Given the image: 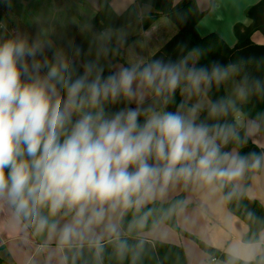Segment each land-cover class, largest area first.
Segmentation results:
<instances>
[{
    "label": "clouds",
    "instance_id": "obj_1",
    "mask_svg": "<svg viewBox=\"0 0 264 264\" xmlns=\"http://www.w3.org/2000/svg\"><path fill=\"white\" fill-rule=\"evenodd\" d=\"M113 35L91 38L95 58L78 69L74 41L0 20V208L39 239L45 264H138L145 230L187 201L159 217L149 205L177 188L231 201L264 174V109L244 110L264 100V77L200 48L106 65L119 51ZM230 82L231 94L213 98Z\"/></svg>",
    "mask_w": 264,
    "mask_h": 264
},
{
    "label": "crops",
    "instance_id": "obj_2",
    "mask_svg": "<svg viewBox=\"0 0 264 264\" xmlns=\"http://www.w3.org/2000/svg\"><path fill=\"white\" fill-rule=\"evenodd\" d=\"M106 0H13V7L9 9V13L16 18H23L17 15L16 11L29 9L31 17L34 19L44 18L45 20H53L54 13H58L59 5L61 9L62 24L64 27L66 20L70 17V12L65 10V7L70 5H84V11L80 16L91 17L92 14L98 10L101 3ZM177 2L179 0H173ZM200 11H204L203 16L195 25L196 31L200 36H206L209 33L218 34L223 41L229 46L234 47L237 39L233 33V26L236 23L248 25L249 18L245 16V10L260 0H195ZM109 4L116 13H121L130 4H134V0H109ZM29 6H33L30 8ZM55 6V7H53ZM137 15L154 12L155 10L147 4H134ZM55 9L51 15L50 12ZM49 13V16H48ZM10 14V15H11ZM84 14V15H83ZM60 15V14H58ZM79 18V16H78ZM3 21H5L3 19ZM52 21V22H53ZM8 24V23H7ZM9 27V26H8ZM32 30V26H29ZM10 28V27H9ZM12 29V28H10ZM61 25L53 28L50 27L47 34L50 38L55 40L58 44L67 47L64 43L63 36H67L68 31L64 28L62 32ZM69 29V28H68ZM59 32L62 37L55 39L54 36ZM110 29H106L108 31ZM33 31V30H32ZM121 31V32H114ZM34 32V31H33ZM62 32V33H61ZM177 29L166 17H158L154 23L147 29H142L140 20H135L119 29H113V40L111 43L117 44L116 36L126 35L127 39L131 41L127 45H120L121 56L127 64L128 58L125 56V48L132 44L138 43L135 54L131 56L133 62L147 61L157 50H159L175 33ZM36 33V32H35ZM41 35L39 33H36ZM66 38V37H65ZM125 39V40H127ZM124 40V41H125ZM251 40L258 44L264 45V36L260 32H254ZM84 43L75 45L82 50V55L77 59V68L79 69L87 60L86 58L92 56L95 58V49L93 54H88L89 47ZM51 55V53H49ZM106 61V59H101ZM109 62V60H108ZM119 62L113 63L117 65ZM225 94H231L233 84L230 82L223 85ZM245 195L249 199L257 200L264 208V174H257L250 179L249 185L243 188ZM184 191L177 188L169 194V197L164 202L170 200L174 196ZM184 201H187L186 207L183 210H177L176 223L177 225L197 237L199 240L209 244L211 247L226 253L231 256L233 252H237L241 257L240 260L252 261L255 257L264 250V228L259 233V241L255 243H244L242 236L247 232L248 226L245 222L231 214L226 206L225 201L220 200L219 197L207 198L203 193L184 191ZM146 244L143 256L138 264H159L154 240L174 244L180 246L185 254L187 264H219L218 259L215 263L210 262V257L207 253L201 252L197 245L187 237L181 236L171 230L165 223H161L157 232L152 233L147 231L144 233ZM39 239L33 238L30 233H25L20 226L15 224L9 211L6 208H0V256L5 257L8 261L15 264H45V257L47 252L41 253L39 251ZM110 251V250H109ZM55 264V262H53ZM105 264H129V260L125 259L119 261L116 259H106Z\"/></svg>",
    "mask_w": 264,
    "mask_h": 264
},
{
    "label": "trees",
    "instance_id": "obj_3",
    "mask_svg": "<svg viewBox=\"0 0 264 264\" xmlns=\"http://www.w3.org/2000/svg\"><path fill=\"white\" fill-rule=\"evenodd\" d=\"M134 4H147L155 11L137 15ZM134 4H130L121 13H116L110 6L109 0L103 1L90 18V33L98 36L106 29H119L137 19L140 20L142 29H147L158 17L164 16L175 25L177 32L148 60L159 57L176 59L180 55L187 54L193 48H200L206 53L207 59H217L223 63H239L242 65L243 70L252 76L264 77V45H258L251 40L252 34L257 31L264 36V0H260L245 10V16L250 20L248 25L242 23L234 24L233 33L237 39L234 47H229L216 33L212 32L206 36H200L197 33L195 25L203 16L204 11L198 9L195 0H179L177 2L173 0H134ZM10 14L8 7L0 0V20L4 19L10 28L27 33L31 38L38 36L28 25H24L19 18ZM131 39L125 40L123 45H127ZM111 46L114 48L118 47L119 51L118 53H113V57L107 64L115 62L126 64L121 56L120 46L115 43H111ZM207 59L201 62L206 63ZM224 95H226L225 90L221 86L219 91L214 90L213 98ZM260 109H264V100H259L256 97H253L250 103L244 105L246 112H255ZM247 150H252L251 145H249L248 149H245V151ZM249 182L250 179L245 181L244 188L249 185ZM179 201H184V191L166 202L149 205V207L154 208L156 215L159 217L164 211ZM225 203L228 211L248 226L247 232L242 236V241L244 243L258 242L259 233L264 228V208L262 205L257 200L249 199L245 195L244 190L241 191L239 197L231 201H225ZM176 212L163 219L162 223L196 241L210 258L218 259L221 264H264V250L252 261L233 260L232 256L218 251L209 244L199 240L177 225ZM147 231L149 230L146 229L145 232ZM153 244L159 264H187L184 251L180 246L157 240H154ZM2 249L3 247L1 246L0 250ZM0 264L15 263L0 256Z\"/></svg>",
    "mask_w": 264,
    "mask_h": 264
},
{
    "label": "rangeland",
    "instance_id": "obj_4",
    "mask_svg": "<svg viewBox=\"0 0 264 264\" xmlns=\"http://www.w3.org/2000/svg\"><path fill=\"white\" fill-rule=\"evenodd\" d=\"M56 6H57L59 12L58 13H54L55 9L53 8V11L50 12V14L52 15L54 13L53 15L55 16V18H54V21L53 20H50V22H49V20H45L44 18L43 19L42 18L34 19L33 17H31V14H33V13L29 12V9H27V8L24 11H22V9H18L16 11V13L20 17L21 16L23 17V18H20L21 22L24 25H28V26L31 25L32 26V30L34 32H36V33H39L41 35L48 36L47 32H48V30H50V27L56 28V27H58V25H61V28H63L62 29V32H64V28H65V29H67L66 31H68V34H69V35L65 36L66 38L63 36L64 43H67L70 40L71 41H74L75 45H79L80 43H84L85 42V44L88 47H90V39L93 38V37H95L89 31V28H90V18L91 17L89 18V17L85 16V18H83V16H80V15L77 14V13H79V14L82 15V12L85 9L84 8V5L80 4V5L77 6V5H70L69 4L68 6L65 7V10H67V11L70 12V17H69L68 20H66L67 22H65V25L66 26H67V23H68V28L69 29L63 26V24H62V18H61V13H62L61 12V9H60L59 5L56 4ZM29 7L30 8H33V6H29ZM53 7H55V6H53ZM58 14H60V15H58ZM48 16H49V13H48ZM78 16H79V18H78ZM82 29L84 31H82ZM110 31L113 32V29H110ZM54 32L57 33L56 30ZM114 32H121V31H114ZM38 36H40V35H38ZM54 36L56 37L55 38L56 40L58 38L60 39L62 37V35L59 32L57 33V35L54 34ZM123 37H124V40H125V39H127L128 36L124 35ZM87 46H85V47H87ZM122 46H123V44L121 45V47ZM138 46H139L138 43H136L134 45L132 44L131 46L125 48V56L128 58V62H133L132 59H131V56L133 54H135L136 49H137ZM69 54L71 55V52H69ZM91 54H93V50H92V53ZM112 57H113V53H110L106 58H103V59H106V61H104V63H103V60H101V63L107 64L108 63V60H110ZM77 60L78 59L75 58L76 65H77ZM86 60L87 61L93 60V57L92 56H89V57L86 58ZM120 64H124V63L119 62V64H117V65H120ZM171 230H173V229H171ZM173 231L176 232L177 234L181 235V236H184V235L178 233L175 230H173ZM184 237H186V236H184ZM189 239L192 240L197 245L198 249L201 252L205 253L199 247V245L196 243V241H194L191 238H189ZM219 264H221V263H219Z\"/></svg>",
    "mask_w": 264,
    "mask_h": 264
},
{
    "label": "built area",
    "instance_id": "obj_5",
    "mask_svg": "<svg viewBox=\"0 0 264 264\" xmlns=\"http://www.w3.org/2000/svg\"><path fill=\"white\" fill-rule=\"evenodd\" d=\"M210 262L215 263L216 262V258H210Z\"/></svg>",
    "mask_w": 264,
    "mask_h": 264
}]
</instances>
